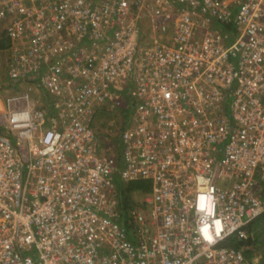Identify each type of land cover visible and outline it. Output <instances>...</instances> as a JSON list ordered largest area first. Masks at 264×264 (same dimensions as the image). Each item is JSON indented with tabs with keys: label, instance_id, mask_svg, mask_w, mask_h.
<instances>
[{
	"label": "built area",
	"instance_id": "built-area-1",
	"mask_svg": "<svg viewBox=\"0 0 264 264\" xmlns=\"http://www.w3.org/2000/svg\"><path fill=\"white\" fill-rule=\"evenodd\" d=\"M0 21V264H249L264 0H0ZM115 174L150 185L125 217Z\"/></svg>",
	"mask_w": 264,
	"mask_h": 264
},
{
	"label": "trees",
	"instance_id": "trees-1",
	"mask_svg": "<svg viewBox=\"0 0 264 264\" xmlns=\"http://www.w3.org/2000/svg\"><path fill=\"white\" fill-rule=\"evenodd\" d=\"M221 27L223 31L228 34L229 40L234 37L235 31L233 25H231L230 23H221ZM115 147L117 148V150H119L117 139H115ZM114 180L121 200L120 208L123 210V217H125L128 207L143 199L145 193L150 188L149 181L144 179H136L129 181L126 184H122L121 180L117 177V174H115ZM263 218L264 214L251 222V239L247 240L246 242H242L243 246L246 245L244 247V251L248 258L249 264H264V255L259 253L257 254L256 249L259 237H264V234H261V232L264 230L262 229L264 225Z\"/></svg>",
	"mask_w": 264,
	"mask_h": 264
},
{
	"label": "rangeland",
	"instance_id": "rangeland-1",
	"mask_svg": "<svg viewBox=\"0 0 264 264\" xmlns=\"http://www.w3.org/2000/svg\"><path fill=\"white\" fill-rule=\"evenodd\" d=\"M4 29V22L0 21V82H4L7 77V66L10 58V51L8 50L7 47H4V41L5 38L3 36V30ZM104 112H101L100 116L101 117H107V120L110 119L111 117H114L115 113L114 112H106V111H111V109H104ZM104 123L100 124L99 131L101 128V131L105 130V126H103ZM111 136V134L107 135ZM142 198V197H141ZM263 224H264V218H263ZM264 229V225L262 227ZM261 234H264V230L261 232ZM257 254H263L264 255V237H259L258 239V244H257ZM252 253V252H251ZM251 257V255H250Z\"/></svg>",
	"mask_w": 264,
	"mask_h": 264
},
{
	"label": "crops",
	"instance_id": "crops-1",
	"mask_svg": "<svg viewBox=\"0 0 264 264\" xmlns=\"http://www.w3.org/2000/svg\"><path fill=\"white\" fill-rule=\"evenodd\" d=\"M6 41H7V40L4 41V47H7L8 41H7V42H6ZM107 123H108V122H107ZM107 123H105V124L103 125V126H105V129H106V125H107ZM118 127H119V126H118ZM116 135H117V134H116ZM117 136H118V135H117ZM117 136L112 138V141L114 140L113 142H115V139L118 140ZM112 141H111V142H112ZM113 142H112V143H113Z\"/></svg>",
	"mask_w": 264,
	"mask_h": 264
}]
</instances>
